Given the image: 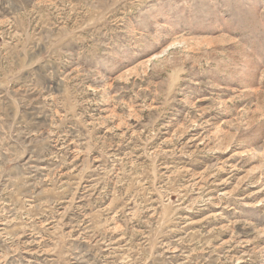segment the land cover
I'll use <instances>...</instances> for the list:
<instances>
[{"label": "rangeland", "instance_id": "374dc122", "mask_svg": "<svg viewBox=\"0 0 264 264\" xmlns=\"http://www.w3.org/2000/svg\"><path fill=\"white\" fill-rule=\"evenodd\" d=\"M0 264H264V0H0Z\"/></svg>", "mask_w": 264, "mask_h": 264}]
</instances>
